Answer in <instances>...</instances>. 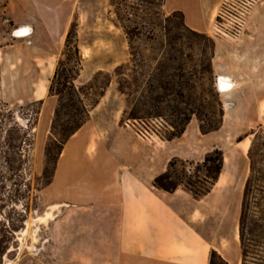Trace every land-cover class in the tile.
<instances>
[{
  "label": "rangeland",
  "instance_id": "obj_1",
  "mask_svg": "<svg viewBox=\"0 0 264 264\" xmlns=\"http://www.w3.org/2000/svg\"><path fill=\"white\" fill-rule=\"evenodd\" d=\"M243 1L166 0L154 33L150 32L151 26L138 21L139 29L130 48L109 0H0V104H5L14 121L31 135L33 144L26 148L28 163L23 166L22 176L32 187L42 172L56 104L54 97L46 95L47 86L71 28L82 59L74 85L81 89L88 106L98 101L95 107H89V121L64 145L56 166L59 174L56 177L55 170L52 184L36 193V207L31 206L24 223L23 229L28 231L16 233L2 264H83L103 260L107 254L99 248H88L84 241L89 239L93 226H100L91 222L99 221V214L108 210L104 205L91 208V203L108 191L107 184L116 178L118 168L135 167L138 180L149 181L151 187L154 177L166 169L171 159L197 163L214 148L222 151L224 166L211 192L195 200L180 187L171 204L178 205L186 222L211 248L220 253L228 248L229 257L240 260L238 219L248 174L247 151L251 132L264 131V115L256 106L263 92L244 91L249 99L242 100L238 95L237 105L229 110L221 102L223 118L218 131L201 134L197 117L192 116L184 133L169 141L165 138L170 137L171 128L164 119H127V99L118 91L117 74L125 73L135 97L150 96L152 92L145 82L159 75L170 74L178 87L182 76L201 71V61L211 41L215 44L220 38L229 40L230 45L239 44L232 42V37L244 31L251 12L264 0H257L247 11L241 9ZM21 25L30 26L31 35L12 37V31ZM170 44L179 60L163 70L156 60ZM122 65L127 68L116 72ZM94 77L96 90L85 88ZM215 82L213 71V89L221 101ZM204 86L209 88L207 83ZM101 87L103 96L98 97ZM40 90L44 92L39 95ZM157 92L162 93L159 89ZM42 99V105H38ZM37 110V125L33 127ZM91 142L94 147L90 151ZM53 205L58 206L51 210ZM16 209L23 210L21 203ZM49 212L45 222H34ZM214 260L220 264L218 257Z\"/></svg>",
  "mask_w": 264,
  "mask_h": 264
},
{
  "label": "trees",
  "instance_id": "obj_2",
  "mask_svg": "<svg viewBox=\"0 0 264 264\" xmlns=\"http://www.w3.org/2000/svg\"><path fill=\"white\" fill-rule=\"evenodd\" d=\"M165 1L109 0L118 23L128 37L130 48L135 32L139 29L138 21L151 26L150 32L154 33ZM174 15L175 12H172L171 16ZM210 44L208 53L205 52L201 61V71L182 76L183 81L178 87L170 74L152 78L145 82V86L150 87L152 92L146 98L135 97L132 82L125 73H118V91L127 99L128 111L124 112L127 119H164L171 128L170 137L165 138L169 141L184 133L192 116L197 117L201 134L218 131L222 126L223 109L213 89L214 42L211 41ZM178 60L175 49L170 44L160 59L156 60V65L167 70L178 63ZM126 68L127 66H119L116 72ZM81 69L82 59L77 38L71 28L49 80L47 95L54 97L56 104L44 148L42 172L40 176H36L33 187L32 183L22 176L23 166L28 163L26 148L33 144L31 135L14 121L7 106L0 104V264L4 254L14 243L16 233L24 228L31 206L35 209L36 193L52 184L64 145L89 121V107L98 104V101L94 100L88 106L81 89L74 85ZM95 79L94 77L85 88L96 90ZM205 83L209 84L208 89H205ZM158 89L162 93H158ZM103 91L104 88L101 87L98 97L103 96ZM42 103L43 100L37 101L38 105ZM39 112L40 110L34 111L36 117L31 124L33 127L37 125ZM27 121L30 122L29 119ZM28 127L30 124L26 126ZM250 135L252 139L247 151L248 174L243 186L238 219L240 264H264V131H252ZM223 166V153L217 148L207 152L197 163L173 158L168 162L166 169L154 177L152 186L168 193H173L181 187L193 199L200 200L206 197L218 182ZM20 203L23 210L18 211L16 206ZM216 257L219 258L220 264H228L215 251L210 253L209 264H217L214 260Z\"/></svg>",
  "mask_w": 264,
  "mask_h": 264
},
{
  "label": "crops",
  "instance_id": "obj_3",
  "mask_svg": "<svg viewBox=\"0 0 264 264\" xmlns=\"http://www.w3.org/2000/svg\"><path fill=\"white\" fill-rule=\"evenodd\" d=\"M250 16L244 31L231 39L238 45L220 38L215 41L212 69L216 77L223 75L233 83L234 89L228 94L230 100L220 93L223 105L235 106L238 95L242 100L249 99L244 91L261 89L263 94L256 103L260 109L264 103V1ZM134 168L131 165L118 168L116 178L107 184L108 191L97 202L92 201L91 208L104 205L108 210L99 214V221L91 222L100 226H93L95 229L84 243L107 255L98 262L83 264H209L212 250L228 264H240V260L229 257L228 248L223 253L211 248L186 222L178 205L171 204L177 198L175 192H154L149 181L138 180ZM59 172L57 168L56 177Z\"/></svg>",
  "mask_w": 264,
  "mask_h": 264
},
{
  "label": "bare ground",
  "instance_id": "obj_4",
  "mask_svg": "<svg viewBox=\"0 0 264 264\" xmlns=\"http://www.w3.org/2000/svg\"><path fill=\"white\" fill-rule=\"evenodd\" d=\"M14 33H15V35L18 37V38H20V37H26V36H28V35H31V32H32V28L30 27V26H28V25H21L19 28H16V29H14ZM232 82L227 78V77H225V76H223V75H219V76H217L216 77V82H215V85H216V89H217V91L219 92V93H221V94H224L223 96L225 97V99L227 100V99H229L228 98V94L232 91V89H234L233 88V86H232ZM46 90V89H45ZM43 92H44V90H40V93H39V95L40 94H43ZM230 100V99H229ZM228 101V100H227ZM229 103H226V107L228 108L229 107ZM231 106V105H230ZM260 113L262 114V115H264V103L261 105V107H260ZM90 149H92L93 147H94V144L91 142L90 143ZM58 205H53V206H50L49 208L51 209V210H53L55 207H57ZM51 212V211H50ZM50 212L49 213H47L46 214V216H44V217H37L35 220H34V222L35 221H46L47 220V218L48 217H50ZM26 225H27V223H26ZM28 230H27V228H25V229H23L22 231H21V234H25L26 232H27Z\"/></svg>",
  "mask_w": 264,
  "mask_h": 264
},
{
  "label": "built area",
  "instance_id": "obj_5",
  "mask_svg": "<svg viewBox=\"0 0 264 264\" xmlns=\"http://www.w3.org/2000/svg\"><path fill=\"white\" fill-rule=\"evenodd\" d=\"M256 1H257V0H244V1L242 2L241 9L247 11V10L249 9L250 6H252L253 4L256 3ZM241 12H242V11H241ZM5 22L8 23V20H5ZM14 32H15V31L13 30L12 33H11L12 37H14V38H18V37L15 35Z\"/></svg>",
  "mask_w": 264,
  "mask_h": 264
}]
</instances>
